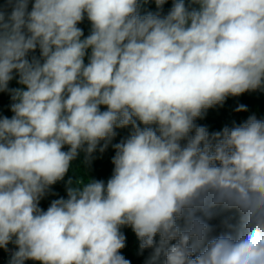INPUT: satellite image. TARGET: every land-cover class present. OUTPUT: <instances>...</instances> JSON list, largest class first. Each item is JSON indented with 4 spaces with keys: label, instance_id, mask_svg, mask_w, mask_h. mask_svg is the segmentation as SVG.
Returning a JSON list of instances; mask_svg holds the SVG:
<instances>
[{
    "label": "clouds",
    "instance_id": "1",
    "mask_svg": "<svg viewBox=\"0 0 264 264\" xmlns=\"http://www.w3.org/2000/svg\"><path fill=\"white\" fill-rule=\"evenodd\" d=\"M141 2L0 4V92L14 114L0 116L9 264H130L124 226L153 250L150 264H264V120L212 133L195 123L264 89V0H173L166 15H141ZM14 72L25 87L8 88ZM129 126L106 184L69 180L67 199L39 206L81 151L90 161ZM226 213L214 234L209 221Z\"/></svg>",
    "mask_w": 264,
    "mask_h": 264
},
{
    "label": "trees",
    "instance_id": "2",
    "mask_svg": "<svg viewBox=\"0 0 264 264\" xmlns=\"http://www.w3.org/2000/svg\"><path fill=\"white\" fill-rule=\"evenodd\" d=\"M188 0H186L187 4ZM4 0H0V4H3ZM31 3H29V11L31 10ZM173 0H167L161 9H158L154 0H147V2H141V7L139 9L141 15L148 12H157L159 11L161 15H166L172 7ZM193 7H198L192 5ZM10 11V9H9ZM83 30L85 38L90 34L91 23L85 18L82 22L78 24ZM91 53V49L87 51L85 56V63L88 62V56ZM35 56L40 58V50L37 49L33 52H29L28 59ZM14 78L9 82L8 88H23L25 86L18 83L19 76L15 72L13 73ZM13 103L11 99V94L9 91L0 92V116H6L11 118L14 115L11 111V104ZM244 105L246 107L245 111H237V109ZM101 110H106L105 106H101ZM255 115L257 119L264 120V89H258L256 91L245 92L239 96H229L226 98L222 105H216L215 107L209 108L206 110L202 118H197L195 123L200 126H205L209 133L222 130L225 126L232 127L234 125H239L245 122L249 116ZM131 126L125 128L116 129V136L109 143L108 147L100 152L99 148L103 145L97 146V150L92 154L90 161H86L85 153L81 151L77 158L71 162L70 169L65 175L63 180L58 181L54 185H51L50 188L46 191L45 195L41 198L39 206L43 210H47L51 202L56 199L65 198L67 199V187L68 181L72 180L73 182L77 181L80 178H85L88 180H101L107 183L108 179L111 178L113 174L114 165L112 163V158L115 155L114 144L125 140L131 133ZM64 150H68V146L64 147ZM229 214H224L218 216L209 221L215 229L214 234H218L223 230L222 220L224 217ZM121 232L125 235V247L121 249V254L125 259L130 261V264H150V257L152 255V249H140V241L136 237V234L133 232L131 227L124 226L121 229ZM157 241L159 237L156 238ZM9 248H15V245L9 243ZM9 250L0 248V264H9L11 258V252ZM25 264H39L36 261H25ZM156 264H163V257L160 258Z\"/></svg>",
    "mask_w": 264,
    "mask_h": 264
},
{
    "label": "built area",
    "instance_id": "3",
    "mask_svg": "<svg viewBox=\"0 0 264 264\" xmlns=\"http://www.w3.org/2000/svg\"><path fill=\"white\" fill-rule=\"evenodd\" d=\"M7 250H9L8 252H11V253H12V252L15 251L16 249H14V248H9V249H8V248H7Z\"/></svg>",
    "mask_w": 264,
    "mask_h": 264
}]
</instances>
